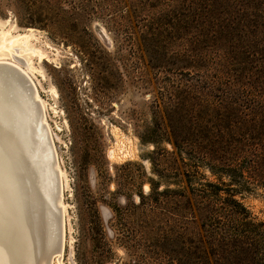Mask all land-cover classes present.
<instances>
[{
	"label": "rangeland",
	"instance_id": "1",
	"mask_svg": "<svg viewBox=\"0 0 264 264\" xmlns=\"http://www.w3.org/2000/svg\"><path fill=\"white\" fill-rule=\"evenodd\" d=\"M205 2L0 0V30L24 35L33 28L31 43L48 55L33 57L31 76L64 171L63 264H190V189L217 175L232 183L198 159L210 151L219 158L228 143L221 138L222 86H177L174 73L202 74L214 65L189 62L205 52ZM177 95L189 108H170ZM151 187L167 195L150 198ZM236 197L264 218L263 186L251 183Z\"/></svg>",
	"mask_w": 264,
	"mask_h": 264
},
{
	"label": "trees",
	"instance_id": "2",
	"mask_svg": "<svg viewBox=\"0 0 264 264\" xmlns=\"http://www.w3.org/2000/svg\"><path fill=\"white\" fill-rule=\"evenodd\" d=\"M201 15L205 52L197 54L199 60L192 55L189 62L198 69L202 60L214 65L204 74L182 68L174 73L178 75L177 86L183 82L192 90L207 91H218L222 86L224 96L218 98L221 138L228 143L221 144L224 149L219 158L210 151L198 159L204 160L214 175H228L232 183L217 175V181L190 189L186 207L191 226L189 263L264 264V218L253 216L236 197L238 190L249 188L251 183L264 187V0H206ZM183 56L178 55V59ZM208 77L212 78L210 83H206ZM183 92L189 93L190 88L178 89V93ZM189 102L184 104L177 95L170 108L174 112L189 108ZM179 140L182 147L186 142L181 135ZM194 163L192 177L197 172ZM151 192L164 195L167 190L151 187L150 198ZM174 193L185 197L182 191ZM144 200L142 194L139 203L144 204Z\"/></svg>",
	"mask_w": 264,
	"mask_h": 264
},
{
	"label": "bare ground",
	"instance_id": "3",
	"mask_svg": "<svg viewBox=\"0 0 264 264\" xmlns=\"http://www.w3.org/2000/svg\"><path fill=\"white\" fill-rule=\"evenodd\" d=\"M10 29L0 30V68L11 72L16 78L19 93L15 105L8 111L10 117H6L10 120L7 122L9 126L0 122V133L8 135L9 127L13 133L14 130H20L22 134V130L27 129L24 144L32 163L30 178L32 182H36L38 192L41 194L44 192V200L48 201L49 205L42 203L41 198L39 202L34 191L27 192L23 187L18 193L20 192V199L24 200L22 211L26 221L22 214L18 219L13 210L12 199L8 200L9 196L4 193L5 190L2 191L4 184H0V235L10 242L16 254L17 264H28L31 261V250L34 245L39 247L49 244L51 246L48 252L38 258V264H63L61 256L65 244L66 212V204L62 200L64 171L60 167L53 136L46 119V101L40 97L34 78L31 76L35 70L33 57L36 55L40 59L48 55L31 43L33 28H28L30 33L24 35H13ZM20 113L23 115L22 118L17 117ZM8 155L13 167L16 168L12 153L9 152ZM2 161H6L4 165ZM9 165V159L2 160L0 155V181L1 177H7L3 175L11 169ZM10 173L4 181L11 177ZM21 223L24 229L27 228V233L21 229ZM0 264H4L1 249Z\"/></svg>",
	"mask_w": 264,
	"mask_h": 264
},
{
	"label": "water",
	"instance_id": "4",
	"mask_svg": "<svg viewBox=\"0 0 264 264\" xmlns=\"http://www.w3.org/2000/svg\"><path fill=\"white\" fill-rule=\"evenodd\" d=\"M10 73L5 69L0 68V122H4L7 126H9L7 123L9 119H6V117H10L8 111L9 109L12 108V106L15 105L19 93L17 80L16 78L13 77L12 73L11 74ZM19 116L22 118L23 116L22 113L17 115V117ZM22 131L23 134L21 133L20 130L18 131L14 130L13 133L9 127L8 135H3L4 133H0V155L2 157V160L9 159V163H10L9 167L11 166V169H9V171L4 170L7 172H4L3 175L8 177V173H10L11 171L10 173L11 177L7 179V181H4L7 177H1L2 179L0 181V184L2 185L4 184L2 187V191L5 190L4 193L9 196L8 200L10 198L12 199L13 210H15L18 219L20 214H22V216L25 218V215L22 211V204L24 206L23 203L24 200L20 199L19 197L20 192L18 193V191L19 190L21 191L23 187L27 192L34 191L37 197L36 199H38L39 202L41 198L42 203L47 204V206L49 205V202L44 200V196H43L44 192H42V194L39 193L38 188L36 189L37 187L36 182H32V179L30 178L29 173H31L30 170L32 168L31 167L32 163L27 155L28 153L27 150L25 149V144H24V142H26L25 140L27 136V129L25 128ZM5 136H7L6 139ZM9 152L12 153L13 158L15 159L16 168L13 167L12 162L10 161L8 155ZM5 162L6 161H2L3 165L5 164ZM50 208L52 209L51 205ZM24 220L26 221V218ZM22 225L23 224L21 223L20 226L21 229L23 230L24 227H22ZM27 231L28 230L26 228L24 229L23 232L27 233ZM50 246H51L50 244L48 246H39V247L34 245L31 250V259H30L31 261H29L28 264H38L39 262L38 258L40 256H43L45 253H47ZM0 249H1V254L3 255L4 264H17L16 254L13 252L10 242L6 238L4 239L2 235H0Z\"/></svg>",
	"mask_w": 264,
	"mask_h": 264
}]
</instances>
